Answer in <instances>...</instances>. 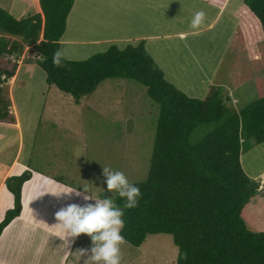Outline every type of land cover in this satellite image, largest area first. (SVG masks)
Masks as SVG:
<instances>
[{
	"label": "rangeland",
	"instance_id": "obj_1",
	"mask_svg": "<svg viewBox=\"0 0 264 264\" xmlns=\"http://www.w3.org/2000/svg\"><path fill=\"white\" fill-rule=\"evenodd\" d=\"M244 1L233 0L224 16L210 28L202 30L208 22L207 11L213 8L200 0H195L196 3L190 6H175V10L172 9V0H76L67 20L64 41L79 40L62 46L64 58L85 61L94 54L106 51L111 46L109 41L120 50H125L128 46L140 44L137 37L141 34L167 35L160 41H154L165 44L164 50H159L157 55L151 51L150 42L143 40L148 43L154 60L151 59L162 70L165 79L188 97L201 100L209 95L212 87L224 88L230 97L228 104L239 111L257 99L255 83L243 81L252 73L255 60L252 52L250 56L248 52L241 56L229 49L226 53L222 51L226 50L230 32L234 33L238 27L240 17L237 14L240 12H237ZM36 6V0H0V8L16 20L34 15ZM165 7L168 8L166 11L163 10ZM197 11L205 12V22L198 30H192L186 25ZM173 14L174 22L164 24L165 21L172 22ZM158 20L162 23L156 24ZM176 32H183V36H169ZM84 38L97 41L96 46H88ZM215 54L222 59L216 62ZM206 56H210L211 63L205 65L209 66V70L215 67V73L214 69L206 74L201 70ZM38 57L29 48H24L23 54L16 59L4 56L0 62H16L18 66L26 60L36 61ZM177 63L178 67L173 70ZM33 65L23 67L15 86H10L11 79L2 84L5 96L11 100V114L19 120L24 132L18 165L28 163L29 173H37L34 174L36 182L29 192L30 201L44 194L40 203H34L33 214L28 216L25 215L28 199L25 202L26 196H23L22 215L10 224H22L19 227L22 230H30L32 226L41 230L56 223L55 213L67 206L60 203L61 198L57 199L58 196L52 194L62 190L75 189L66 195L69 197L68 205L79 200L85 206L95 203L99 197L111 198V192L100 191L106 189L103 168L123 172L131 184L144 183L150 173L160 113L159 106L150 100L145 87L128 80L103 81L91 96L77 106L71 96L49 87L45 73ZM7 69L10 70L11 66ZM185 69L189 71L182 73ZM178 76H191L195 80ZM46 100H50L49 106L56 105L58 117L52 118L51 110H45ZM14 130L0 126V155L3 156L0 162L3 165L11 166L17 157L19 139ZM241 165L249 177L264 171V145H256L252 139L243 136ZM45 175L51 177L57 191L49 185L51 181L45 183ZM262 183L260 179L258 193L261 195ZM5 189H8L7 184ZM2 193L5 194L3 190ZM85 196L89 199L85 200ZM10 199L9 204L2 208L0 223L6 212L14 208V198ZM260 200L264 201V195ZM11 202L12 207L9 208ZM246 207L248 217L257 218L252 212L260 206L255 209L254 204H248ZM36 217L39 222L34 224ZM261 219L262 224L258 228L263 231L264 217ZM76 242L74 253H77V262L69 260L68 264H84L87 257H80L78 250L91 247L90 238L84 234ZM121 254V264H176L179 251L170 235L159 234L148 236L139 248L125 242L121 245Z\"/></svg>",
	"mask_w": 264,
	"mask_h": 264
},
{
	"label": "trees",
	"instance_id": "obj_2",
	"mask_svg": "<svg viewBox=\"0 0 264 264\" xmlns=\"http://www.w3.org/2000/svg\"><path fill=\"white\" fill-rule=\"evenodd\" d=\"M75 1L38 0L35 14L21 20L0 8V59H16L29 48L39 57L24 64L38 66L47 85L71 96L76 105L113 79L141 84L159 106L150 173L144 183L134 184L141 190L138 206L124 209L123 199L113 197L124 211L125 242L139 248L148 236L165 234L179 251L176 264H264V230L258 228L264 217V186L261 195L260 180L249 177L241 165L243 136L264 145V0L244 1L228 48L241 56L252 52L255 60L243 81L255 83L257 99L239 111L228 104L224 88L212 87L203 100L175 88L143 42L125 50L110 44L85 61L64 58L61 66L53 65ZM200 1L219 11L229 0ZM17 69L14 63L0 62V123L16 122L2 84ZM31 177L25 171L17 191L10 184L19 178L8 179L15 202L0 223V237L22 213L21 190ZM248 204L260 206L252 212L257 218L248 217Z\"/></svg>",
	"mask_w": 264,
	"mask_h": 264
},
{
	"label": "crops",
	"instance_id": "obj_3",
	"mask_svg": "<svg viewBox=\"0 0 264 264\" xmlns=\"http://www.w3.org/2000/svg\"><path fill=\"white\" fill-rule=\"evenodd\" d=\"M37 4H38V0ZM158 2H160V0H158ZM233 2V0H229L227 5L224 7V9L216 11L214 8L210 9L208 13V17H207V24L203 25V29L202 30H206L208 28H210L215 22L216 20L220 19L222 16H224L230 6V4ZM172 9H174L175 6H190L193 3H196L195 0H172ZM200 3V2H197ZM168 8H164L163 10L166 11ZM175 10V9H174ZM172 22L169 21H165L164 24H172L174 22V14L172 15ZM225 21L227 22L228 20L225 19ZM157 22H161V21H155V23L157 24ZM162 23V22H161ZM190 22H188V24L186 26H189ZM198 32V31H197ZM146 33V32H145ZM230 37L226 40V50L224 49L222 51V53L227 52L228 48H229V44L230 41L234 35V33H232V31L230 32ZM176 35H179L177 37H181L183 36V32H176L173 35H169L171 37H174ZM163 36H167V35H162L160 33H156L153 34L152 32L150 34H141L140 36L137 37V41H141L143 42V40H147V42H150V49L153 53H155L157 55V52L159 50H164L165 44H159L157 42L154 41H160L161 37ZM232 36V37H231ZM231 38V39H230ZM79 39H72L69 40L71 42L73 41H77ZM68 42V41H67ZM66 41L62 42L63 46L65 44H67ZM84 42H87L89 44H87L88 46H96L97 41H94L93 39H85L84 38ZM144 43V42H143ZM110 44H114L112 41L108 42V45ZM144 49L146 51V53L148 55H150V57L153 59L150 51H149V47H148V43L145 44L144 43ZM26 54V53H25ZM95 55V54H94ZM216 60V62L220 59H222V56H220L219 54H215L214 57ZM154 60V59H153ZM179 63V61H178ZM178 63L177 65L174 67L173 70H175L178 67ZM204 66L202 67V71L206 73H212L213 69L214 72H216V68L212 67L211 70H209V66H206L205 64H210L211 63V59L210 56L207 57L204 60ZM25 65H29V64H21L19 63L18 69L16 71V75L13 79H11V87L15 86L20 74L22 73V69ZM216 65V64H215ZM29 66H34V65H29ZM27 69V68H26ZM25 69V70H26ZM24 70V71H25ZM162 71V70H161ZM189 71L188 69H185L182 71V73ZM210 76V75H209ZM179 77V76H178ZM181 79H191V80H195L193 79L191 76H181L179 77ZM50 105V100H46L44 103V107L45 110H51V117H58L59 114L57 113V107L55 104ZM81 105V104H80ZM79 106V105H77ZM12 111V110H11ZM16 119V117H15ZM0 126L3 127H11L14 130V133L18 136L19 142H18V150L16 153V159L12 162V165L9 166L8 165H3L0 162V214H3V207L5 208V206H7L10 202V197H13L12 194H10L8 192L7 189H5V185L7 184L8 179L10 178H20L25 171L29 172V165L28 163H26V165H21L19 166L18 163L20 162V151H21V146L23 143V136H24V132L22 130V125L19 122L18 119H16L15 124H5V123H0ZM7 131V130H5ZM2 137L0 136V139ZM35 140V138H34ZM35 142V141H33ZM34 145V144H33ZM1 149V148H0ZM1 158H3V156L0 155V160H2ZM37 172V171H36ZM32 177L31 179L24 183V185L22 186V194H21V200L23 198V196L25 197V202L26 199L27 202L25 203V207H26V212L25 215H31L33 214V205L35 202L40 203V200L44 198V194H40L37 197L34 198V200L30 201L29 198V192L32 190L33 184L36 182L35 180V175L37 174L35 172H32ZM39 176V175H38ZM252 179L255 180H262V184H264V171L260 170L258 172H256L252 177ZM45 183H50L49 181H53L51 179V177H48L45 175L44 179ZM57 184H59L57 182ZM51 185L55 190L58 189L54 183L52 182ZM61 185V184H59ZM63 186V185H61ZM264 186V185H263ZM65 187V186H64ZM39 188V187H37ZM2 190L5 192V194L2 193ZM40 190V188H39ZM57 191V190H56ZM14 198V197H13ZM60 199V203H65L64 206H68L69 203V197H67L66 195H61L58 196L57 199ZM24 204V201H23ZM76 205L78 206H83L82 202L77 200L75 202ZM31 206V208H30ZM12 207V202H11V206L9 208ZM23 208V206H22ZM23 210V209H22ZM22 212V211H21ZM38 212V211H37ZM22 215V213L20 214V216ZM19 216V217H20ZM37 218V219H36ZM35 218V223L37 224L39 222L38 217ZM50 221V219H49ZM55 223L48 225V228L43 227V229L41 230H35V227L32 226L30 230H22L19 229V227L22 226V224H15L13 223L12 225H9L7 227V229L3 232V234L0 237V264H68L69 260L74 261L75 263L77 262V253H74V249L76 246V241L78 240L79 237L75 238L73 241H70V246L67 248H63L62 246H60L63 241L60 240L59 237H56L57 235V230L55 228ZM42 223H41V227H42ZM15 227V229H14ZM18 228V229H17Z\"/></svg>",
	"mask_w": 264,
	"mask_h": 264
},
{
	"label": "clouds",
	"instance_id": "obj_4",
	"mask_svg": "<svg viewBox=\"0 0 264 264\" xmlns=\"http://www.w3.org/2000/svg\"><path fill=\"white\" fill-rule=\"evenodd\" d=\"M205 15L204 11L194 13L190 21V28L198 30L205 22ZM64 57L65 51L63 49L57 50L52 57L53 65L61 66ZM103 176L105 177L106 189L100 191L111 192V198L99 197L95 199V203H89L82 207L70 204L55 213L56 237L63 241L60 246L69 247L70 241L81 236V234L90 238V249L78 250L80 257H87L84 264H121V245L125 243V238L121 233L125 227V219L124 211L117 206L113 197L123 199L124 209L137 207L141 197L140 188L129 183L123 172L103 168ZM73 191L75 189L69 188L52 195H67ZM84 199L88 200L89 197L85 196Z\"/></svg>",
	"mask_w": 264,
	"mask_h": 264
},
{
	"label": "water",
	"instance_id": "obj_5",
	"mask_svg": "<svg viewBox=\"0 0 264 264\" xmlns=\"http://www.w3.org/2000/svg\"><path fill=\"white\" fill-rule=\"evenodd\" d=\"M22 183L21 179H15L11 182L10 188L14 191H17L18 186Z\"/></svg>",
	"mask_w": 264,
	"mask_h": 264
}]
</instances>
